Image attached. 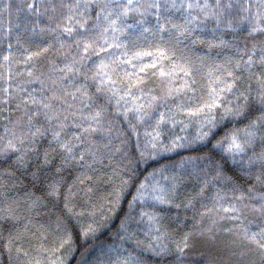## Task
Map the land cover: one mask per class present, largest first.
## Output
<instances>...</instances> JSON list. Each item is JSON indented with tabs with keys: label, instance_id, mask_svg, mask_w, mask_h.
Segmentation results:
<instances>
[{
	"label": "snow or ice",
	"instance_id": "6c2138e0",
	"mask_svg": "<svg viewBox=\"0 0 264 264\" xmlns=\"http://www.w3.org/2000/svg\"><path fill=\"white\" fill-rule=\"evenodd\" d=\"M4 13L9 264H66L76 239L84 264H264V0H0Z\"/></svg>",
	"mask_w": 264,
	"mask_h": 264
},
{
	"label": "trees",
	"instance_id": "16d2710c",
	"mask_svg": "<svg viewBox=\"0 0 264 264\" xmlns=\"http://www.w3.org/2000/svg\"><path fill=\"white\" fill-rule=\"evenodd\" d=\"M21 0H11V3L15 6L16 4L20 3ZM0 19L3 20V22L7 23V13H4ZM12 21L13 24L16 23V16L13 12L12 15ZM21 23H23V17H21ZM124 210H126V205L124 206ZM119 217L120 214L118 213L115 218H113L110 222L111 232L108 231V229H105L98 237L96 241H93V244L99 245L100 243H111L110 237L112 236V233L115 232L116 227H118L119 224ZM53 239L50 237V241ZM69 252L65 253V259L66 264H77V262H81V264H84L86 261H91L94 259V255L92 254V246L90 244H85L83 240L76 239L74 245L72 246V249L69 250ZM0 264H9L8 261V255L6 252H4L2 249H0Z\"/></svg>",
	"mask_w": 264,
	"mask_h": 264
}]
</instances>
